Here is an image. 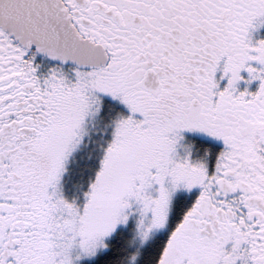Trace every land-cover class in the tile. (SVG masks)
<instances>
[{
	"label": "snow or ice",
	"instance_id": "obj_1",
	"mask_svg": "<svg viewBox=\"0 0 264 264\" xmlns=\"http://www.w3.org/2000/svg\"><path fill=\"white\" fill-rule=\"evenodd\" d=\"M261 28L264 0H0V264H264Z\"/></svg>",
	"mask_w": 264,
	"mask_h": 264
},
{
	"label": "flooded vegetation",
	"instance_id": "obj_2",
	"mask_svg": "<svg viewBox=\"0 0 264 264\" xmlns=\"http://www.w3.org/2000/svg\"><path fill=\"white\" fill-rule=\"evenodd\" d=\"M255 35V34H254ZM253 86H254V83H253Z\"/></svg>",
	"mask_w": 264,
	"mask_h": 264
},
{
	"label": "rangeland",
	"instance_id": "obj_3",
	"mask_svg": "<svg viewBox=\"0 0 264 264\" xmlns=\"http://www.w3.org/2000/svg\"><path fill=\"white\" fill-rule=\"evenodd\" d=\"M253 86V85H252ZM254 87V86H253Z\"/></svg>",
	"mask_w": 264,
	"mask_h": 264
}]
</instances>
